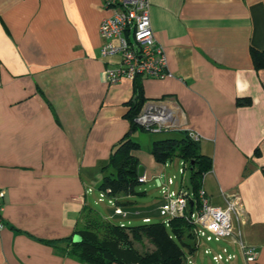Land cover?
I'll return each mask as SVG.
<instances>
[{
	"label": "crops",
	"instance_id": "1",
	"mask_svg": "<svg viewBox=\"0 0 264 264\" xmlns=\"http://www.w3.org/2000/svg\"><path fill=\"white\" fill-rule=\"evenodd\" d=\"M150 3L168 75L109 82L105 71L120 56L102 54L101 24L112 15L104 0H0V264H88L67 245L84 208L96 209L110 156L127 134L140 144L144 192L119 196L125 217L108 204L98 211L162 220L165 196L141 201L150 194L142 186L170 176L173 163L157 162L151 148L187 132L211 164L202 179L210 203H240L234 223L256 249L253 264H264V67L252 57L264 50V0ZM138 97L162 130H132ZM223 245L237 253L231 264H248L236 244L215 248ZM197 247L188 255L207 264Z\"/></svg>",
	"mask_w": 264,
	"mask_h": 264
},
{
	"label": "trees",
	"instance_id": "2",
	"mask_svg": "<svg viewBox=\"0 0 264 264\" xmlns=\"http://www.w3.org/2000/svg\"><path fill=\"white\" fill-rule=\"evenodd\" d=\"M252 57L257 68L264 67V50L253 49ZM144 103L138 97L128 113L132 130L142 127L136 118ZM139 148L140 144L127 134L115 146L106 166L111 171L103 177L99 186V192L109 191V195L116 197V204L122 208L127 202L121 200L120 195H140L144 192L139 189L142 181L137 173L140 163L135 153ZM151 153L162 164L176 158L188 162L190 188L197 196L203 176L211 166L209 160L199 152L198 141L188 132L181 138L159 139L153 143ZM83 215L84 225L80 226L79 220L66 250L88 264H186L188 253L193 254L198 248L193 224L185 217L173 218L167 226L162 220L151 219L132 225L105 218L91 207L84 208L81 217ZM75 235L80 236L79 241H74ZM144 238L151 242L153 249L140 251L135 247L134 242H142Z\"/></svg>",
	"mask_w": 264,
	"mask_h": 264
},
{
	"label": "built area",
	"instance_id": "3",
	"mask_svg": "<svg viewBox=\"0 0 264 264\" xmlns=\"http://www.w3.org/2000/svg\"><path fill=\"white\" fill-rule=\"evenodd\" d=\"M112 15L105 18L101 24L104 38L103 55H119L120 61L114 68L105 71V78L109 82H116L122 78L135 80L138 76H148L163 79L168 75L167 56L164 47L157 41L150 16V0H104ZM144 129L162 130L155 126L159 118L141 112L136 118ZM137 122V123H139ZM196 141L199 137L191 134ZM180 172L182 176L189 169V163L181 160ZM166 184L162 192L166 198L159 207V214L165 225H169L173 218L185 217L193 224L196 244L204 254L211 256L215 263H232L237 259V253L228 245L214 248L211 243L229 240L236 244L241 255L248 264H253L257 258L255 247L248 246L242 239V232L234 223V217L241 213L240 203L234 199H227L224 207L210 203L206 190L199 188L197 196L193 190L186 187L183 181L173 190L175 176L165 177ZM145 181L146 177H139ZM3 192L0 190V229L4 226L2 217ZM107 201L114 207V214L125 217L128 211L116 204V197L109 195V191H100L98 202ZM240 220V219H239ZM143 221H150L144 218ZM186 264H200L193 255L186 256Z\"/></svg>",
	"mask_w": 264,
	"mask_h": 264
},
{
	"label": "rangeland",
	"instance_id": "4",
	"mask_svg": "<svg viewBox=\"0 0 264 264\" xmlns=\"http://www.w3.org/2000/svg\"><path fill=\"white\" fill-rule=\"evenodd\" d=\"M144 141H145V137H144ZM172 166L168 168V171H169V175L170 176H175V184L172 185L170 187V189H173L175 190L179 184L183 181L184 185L186 187H189V189L192 191V189L190 188V184H191V181H190V169H187L186 170V173L184 174V176H182L181 172L179 171L180 170V167H182L181 165V160L176 158L172 161ZM168 164H171V161L168 162ZM166 179L165 177L164 178H156L154 179L153 181L149 182V183H145L143 184L142 188L145 187V189H147L150 194L148 197H146L145 199L144 198H141V201H145V202H149V201H153L157 198H160L161 196L164 195V193L162 192V187L163 185L165 186L166 184ZM94 201H97L96 203V206H94L97 210L101 211V212H106L105 210V206H107V201L105 202H98L97 200V197ZM84 215L81 217L80 219V226H83L84 225ZM130 220V222H128ZM125 223H129V224H138L141 222V219H125L124 220ZM218 242H212L211 245L215 248L218 246ZM134 245L136 248H138L140 251H143V250H148V249H153V245L151 244V242L144 238L142 242H134ZM239 255V254H238ZM206 257V263L208 264L209 263V256H205ZM211 257V256H210ZM213 264H218V263H213ZM220 264V263H219ZM223 264H231L230 262H223Z\"/></svg>",
	"mask_w": 264,
	"mask_h": 264
},
{
	"label": "water",
	"instance_id": "5",
	"mask_svg": "<svg viewBox=\"0 0 264 264\" xmlns=\"http://www.w3.org/2000/svg\"><path fill=\"white\" fill-rule=\"evenodd\" d=\"M135 99V98H134ZM148 110H147V108H145L144 110H143V112H145L146 114H148L149 112H147ZM136 122H139V120H137ZM140 126H142L141 124H140V122L138 123ZM192 164H194V162H192ZM137 173H138V176L139 177H143L144 176V173H145V167L142 165V164H139V166H138V171H137ZM80 240V236L79 235H75L74 236V241H79Z\"/></svg>",
	"mask_w": 264,
	"mask_h": 264
}]
</instances>
